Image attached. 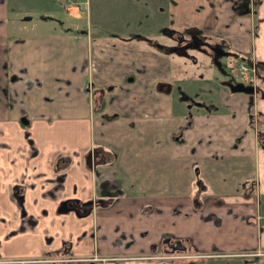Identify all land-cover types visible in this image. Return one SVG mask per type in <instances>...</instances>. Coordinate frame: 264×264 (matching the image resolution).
I'll list each match as a JSON object with an SVG mask.
<instances>
[{
    "label": "crops",
    "instance_id": "obj_1",
    "mask_svg": "<svg viewBox=\"0 0 264 264\" xmlns=\"http://www.w3.org/2000/svg\"><path fill=\"white\" fill-rule=\"evenodd\" d=\"M146 1L155 6L151 14L144 12L153 21L135 20L130 27L119 23L116 28L135 30L132 35L119 33L113 37L146 43H110L94 42L89 30L67 33L34 27L29 34L11 33L10 13L23 12L16 18L27 22L42 11L11 12L4 0L0 15V126L24 130L19 120L26 115L33 120L32 130L41 127L46 132L53 131L60 119L66 120L61 130L67 133L78 123L76 118L91 111L88 140L104 155L98 159L96 153L92 154L91 196L118 195L111 206L99 209L124 205L125 216L136 204L141 206V211L134 210L137 216L148 203L150 212L141 215L148 219L156 214L159 220L175 206L178 212L174 215L179 213L181 222L193 225L184 231L201 251L218 247L206 245L211 239L208 234L218 230L229 232L223 250L264 249V143L250 125L252 110L258 109L264 118V96L254 105L251 92L232 90L228 82L211 78L210 82L206 80V87L199 78L197 88H205L208 101L199 99L197 110L187 108V99L175 107L172 80L180 79L186 70L185 66L175 70V62L187 65V57L148 41L161 39L169 44L165 27L179 31L192 28L216 40L223 38L233 50L264 62V0H167L166 6L157 0ZM55 3L46 2L44 7L49 10L44 15L57 10L60 3ZM133 5L139 2L92 0L91 10L97 14L96 23L105 27L104 15L109 16L112 7ZM159 8L164 16L156 12ZM226 76L221 74L220 80ZM111 83L117 85L105 94L104 109L94 110L101 96L94 88ZM260 85L264 89V79H260ZM106 113L118 116L105 119ZM196 167L203 185L196 180ZM195 193L202 200L199 209L192 206ZM104 218L100 212L103 225ZM198 231L207 234L206 238L201 240L203 234ZM89 263L80 259L58 264Z\"/></svg>",
    "mask_w": 264,
    "mask_h": 264
},
{
    "label": "rangeland",
    "instance_id": "obj_2",
    "mask_svg": "<svg viewBox=\"0 0 264 264\" xmlns=\"http://www.w3.org/2000/svg\"><path fill=\"white\" fill-rule=\"evenodd\" d=\"M3 1L0 0V15ZM47 1H56L60 5L57 3V10H51L52 14L44 15V12L49 10L48 7H44ZM136 1L139 5L112 7L110 15H104L105 27L96 23L95 10H91L89 14L79 8L67 10L65 5L70 1L66 0H7L11 12L17 9L30 10L34 13L42 11L37 12L34 19L27 22L20 17L16 18L23 12L10 13L8 21L11 33L14 34H29L34 27L41 31L63 30L67 33L82 31L87 33L89 30L91 36L95 38L94 42L146 43L136 38H113L114 35L119 36V33H130L135 30L116 28L119 23L130 27L135 20L140 23L153 21V18L144 15V12L151 14L155 6L146 0ZM157 1H160V5H167V0ZM156 12L161 15L162 11L159 8ZM161 16H164V13ZM35 18H39L41 22L36 23ZM193 33L194 35L188 33L184 41L169 35V44H163V41L167 40L161 39L148 41L149 44L165 51L170 50V44L177 45L178 41L185 46L190 43L182 53L171 50L172 53L185 55L188 62L187 65L175 62L177 65L175 70H178L179 66H185L186 70L180 79L172 80L173 96L175 107L181 105L183 99H187V108L197 110L195 107L199 105L197 101L199 99L208 101V98L205 95V88L198 89L196 83L202 80L206 87L209 86L205 82L207 79L210 82V77L215 76L214 62H222L221 64L226 65L229 71H238L240 79L244 76L234 66L233 56H223L228 50V43L223 44L219 39L210 38L196 31ZM97 35H107L109 38L102 40ZM172 68H175L174 64ZM260 73H264V68ZM258 77L257 69V72L245 80L246 88L251 89L250 80L256 81ZM209 91L208 94H213ZM107 93L109 91L106 95ZM257 94L264 96V90L258 88ZM48 97L46 100L50 101ZM90 114L91 111L81 116L78 114L79 117L76 118L79 119L78 123L70 126L67 133L66 129L64 133L61 130L63 129L61 124L66 120L60 119L53 131L46 132L41 127L32 130L33 120L26 115L19 120L24 130L20 127L19 130L15 127L5 130L0 126V264H58L69 263L70 258L89 259L92 256L96 257L91 259L89 264H264V249L251 252L241 248L223 250L222 246H227L225 238L228 230L208 234L211 239L206 245L218 247L208 252L199 248L198 250L191 240L190 233L184 231L189 224L180 221L179 213L174 215V211L178 212L175 206L171 213L162 215L159 220L156 214L148 219L142 216L145 211L151 210L148 203L142 207L144 214L139 213L137 216L134 210L140 208L141 211V206L136 204L126 211L125 216L124 205H116L112 209H99L111 206L118 195L91 196L94 147L92 148L89 143L86 130ZM261 120L262 116L256 114L254 125L257 127L261 125ZM261 202L264 206V198ZM192 204L194 207V200ZM100 212L104 213L105 225L99 220ZM107 218H111V223H107ZM189 226L193 225L190 223ZM163 227L171 228L170 231L161 233L159 229ZM198 234H203L201 240L207 236L201 231H198ZM168 235L181 237L188 245V249L165 251L162 239Z\"/></svg>",
    "mask_w": 264,
    "mask_h": 264
},
{
    "label": "flooded vegetation",
    "instance_id": "obj_3",
    "mask_svg": "<svg viewBox=\"0 0 264 264\" xmlns=\"http://www.w3.org/2000/svg\"><path fill=\"white\" fill-rule=\"evenodd\" d=\"M85 1L86 0H78V3H75L73 1H70L67 5H65V7H66L67 10H69V9L71 10V9H74V8H79L80 10L87 11V13L89 14L90 11H91V9H92V0H89V8L88 9L85 7ZM199 33H201V32H199ZM205 36H207V35H205ZM184 40L185 39H183L181 41H184ZM221 41L223 42V44H227L228 43L227 40H225L223 38H221ZM223 56L224 57H227V56L228 57H230V56H233L234 57V60H233L234 66L237 67L240 70V72L243 74L244 78H242V79L238 78V75L240 73L238 71H236V70L229 71L226 68V65H222L221 64L222 62L221 63L214 62L215 63V66H216V68H214V69H215V71H218V74H214L215 76H211L210 78L211 79H214L215 82H219V83H221V82L222 83H225V81L228 82L229 83L228 86L232 90H242V91H245V92H251L250 93L251 94V101H252V103H254V105H256L255 104L256 100L259 97H261L260 94H257V89L258 88L263 89V87L260 85V79H262V80L264 79V73H260V70L262 68H264V62L259 61V60H255L251 56H249V55H247L245 53H240V52H238L236 50H233L230 45L228 47V50L226 51V54H223ZM223 64H225V61H224ZM257 69H258L259 77H258V79L256 81H254L251 78L252 79V80H250L251 83H252V84H250L251 89H247L246 88L245 80L246 79H249L248 77L250 75L254 74L255 71L257 72ZM221 74H225L227 76L223 80H220ZM218 76H219V79H218ZM199 102L200 101H197V103H199ZM199 105H201V103H199ZM256 114H258L259 116L262 115V113L259 114L258 109H254V110H252L250 112V125L252 127L254 126L253 129H254L255 133H257L256 135L258 136L259 140L262 141V143H264V126H263L264 118H263V115H262V120H261L262 124L257 127L256 125H254V119H255V115ZM92 154H95V156L97 158H99V159L104 158V155L101 154V151L99 150V148H95L94 149V152ZM192 203H193V198H192ZM194 208L195 209H199V208H196L195 205H194ZM166 237L167 236H164L163 239H162V242L164 244L163 249L165 251L175 252L177 250H182V249H176V250L172 251L171 248H170V246L168 245V243L164 242V239ZM177 238H181V237H172L171 238V241L174 242ZM185 244H186V242H185ZM187 249H188V245H187V248L184 249V250H187ZM246 254H248V253H246ZM95 257L96 256H92V258H89V259H84L85 257L84 258H81V257L77 258V257H75V258H70V260H68V261H71V260H80V259L81 260L84 259V260L90 261L91 259H94Z\"/></svg>",
    "mask_w": 264,
    "mask_h": 264
},
{
    "label": "trees",
    "instance_id": "obj_4",
    "mask_svg": "<svg viewBox=\"0 0 264 264\" xmlns=\"http://www.w3.org/2000/svg\"><path fill=\"white\" fill-rule=\"evenodd\" d=\"M165 31H167V33L175 38V39H178V40H183L185 39V36L188 34V33H191L194 35V31H192V28L190 29H186L185 31H179V30H176V29H173V28H169L168 30L165 29ZM178 41V44L177 45H169V49L170 50H173L175 52H179V53H182L183 51L186 50V48L188 47V45H190V43L185 46L184 44H182V42ZM192 41V40H191ZM130 78V77H129ZM161 83V82H160ZM160 83L157 84L158 85V88H160ZM117 84L115 83H111V84H106V85H102V86H97L94 88V91L97 92L99 91L100 92V98H99V103L98 104H95L97 107L94 108V110L96 111H102L105 107V103H104V98H105V94L107 91H112L114 90V88L116 87ZM105 115V119H113L114 117H117L118 115L117 114H109V113H106L104 114ZM190 115V114H189ZM190 124V122H189ZM99 159V158H98ZM195 173H196V180L198 182L199 185H203V180L201 179L200 175H199V170H198V167L195 168ZM244 185V181L241 182V187ZM200 187V186H199ZM202 187V186H201ZM200 194H196L193 196V200H194V205L196 208H199L201 207L202 205V200L200 199ZM75 202V201H74ZM73 202V203H74ZM79 211L82 212L81 209H79Z\"/></svg>",
    "mask_w": 264,
    "mask_h": 264
},
{
    "label": "water",
    "instance_id": "obj_5",
    "mask_svg": "<svg viewBox=\"0 0 264 264\" xmlns=\"http://www.w3.org/2000/svg\"><path fill=\"white\" fill-rule=\"evenodd\" d=\"M171 236H167L164 239V242L168 243V245L170 246L171 250L174 251L176 249H186L187 245L185 244V242L183 241L182 238H177L174 242L171 241Z\"/></svg>",
    "mask_w": 264,
    "mask_h": 264
},
{
    "label": "built area",
    "instance_id": "obj_6",
    "mask_svg": "<svg viewBox=\"0 0 264 264\" xmlns=\"http://www.w3.org/2000/svg\"><path fill=\"white\" fill-rule=\"evenodd\" d=\"M66 1H73L75 3H78V0H66ZM85 7L88 9L89 8V0L85 1Z\"/></svg>",
    "mask_w": 264,
    "mask_h": 264
}]
</instances>
